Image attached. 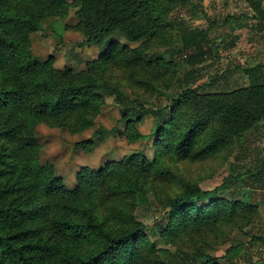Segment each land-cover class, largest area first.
Masks as SVG:
<instances>
[{"label":"trees","instance_id":"trees-1","mask_svg":"<svg viewBox=\"0 0 264 264\" xmlns=\"http://www.w3.org/2000/svg\"><path fill=\"white\" fill-rule=\"evenodd\" d=\"M73 1L84 36L99 45L116 31L131 42L142 39L160 28L175 5L187 0ZM248 1L251 8L261 9L259 0ZM65 7L64 0H0V264H164L145 234V224L128 207L140 190L139 181L159 157L209 156L257 124L264 117V64L242 69L249 79L247 87L219 92L186 87L168 104L146 107L98 75L99 67L110 61L141 63V48L111 42L80 74L55 68L52 58L46 62L34 59L31 34L41 29L47 15H58ZM173 24L180 34L178 54L192 67L181 75V83L189 84L202 69L197 65L211 55L208 33L175 20ZM102 91L113 96L120 122L133 126L151 115L163 137L156 143L153 162H146L142 155H129L98 169L85 166L77 172L76 187L69 190L53 164L40 163L35 128L44 123L73 134L91 127L103 105ZM177 114H181L179 121ZM103 132L97 128L92 136ZM91 145V138L76 144L81 148ZM151 171L164 173L160 168ZM249 171L250 178L262 182L264 162ZM221 190V186L205 191L186 184L166 202L169 212L161 216L158 231L180 235L198 226L211 232L234 220L239 209L250 208L232 198H219ZM122 200L129 203L116 207ZM252 240L264 245L262 236ZM201 254L181 249L170 257L175 262L198 264Z\"/></svg>","mask_w":264,"mask_h":264},{"label":"rangeland","instance_id":"rangeland-1","mask_svg":"<svg viewBox=\"0 0 264 264\" xmlns=\"http://www.w3.org/2000/svg\"><path fill=\"white\" fill-rule=\"evenodd\" d=\"M259 1L260 10L251 8L248 0H187L185 4L175 5L160 28L140 40L128 41L116 31L97 45L89 43L84 36L78 5L73 0H64L65 9L58 15H47L41 29L31 34V51L39 62L52 58L55 68L80 74L87 71L88 63L96 61L111 42L128 49L141 48L144 50L141 63L110 61L99 67L98 75L101 81L120 87L124 95L155 108L177 98L186 87L219 92L248 86L249 79L242 69L264 64V0ZM173 20L191 30L208 33L211 55L197 65L202 69L189 84L181 83V75L192 67L178 54L180 34ZM100 94L103 105L91 127L73 134L44 123L35 128L40 163L53 164L55 174L69 190L76 187V175L82 167L98 169L129 155H142L146 162H153L156 143L163 137L159 136L161 133L151 115L133 126L120 122L113 96L105 91ZM180 117L177 114L176 121ZM169 118L167 115L164 120L167 122ZM210 123L216 125L213 121L207 124ZM97 128H102L103 134L92 136ZM202 130L200 134L204 136ZM88 138L92 140L89 148L76 146ZM235 156L238 158L234 159ZM263 162L264 117L239 140H232L209 156L159 157L151 170L160 168L164 173L155 175L148 170L139 181L140 190L131 200L133 204L122 200L116 207L124 208L128 204L132 216L145 224V234L164 264H194L172 260L170 255L181 249L195 255L202 253L198 264H264V245L252 240L255 236L264 237V179L258 182L249 176V170ZM186 184H195L205 191L221 186L219 198L226 201L232 198L250 208L239 209L234 220L225 221L215 231L193 226L180 235H162L158 226L161 216L169 212L165 204L180 194ZM209 257L213 258L210 262Z\"/></svg>","mask_w":264,"mask_h":264}]
</instances>
